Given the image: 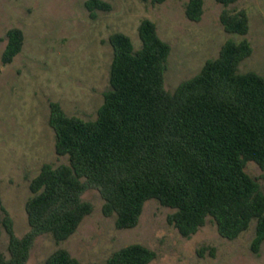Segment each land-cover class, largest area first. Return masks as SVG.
I'll return each instance as SVG.
<instances>
[{
  "label": "trees",
  "instance_id": "obj_1",
  "mask_svg": "<svg viewBox=\"0 0 264 264\" xmlns=\"http://www.w3.org/2000/svg\"><path fill=\"white\" fill-rule=\"evenodd\" d=\"M215 1L228 6L237 0ZM84 6L92 18L97 10L111 9L104 0H85ZM184 14L199 21L203 0H187ZM219 21L226 32H248L242 9H224ZM138 35V49L122 32L108 36L113 50L109 88L94 120L69 116L58 102H49L54 151L68 162L43 163L30 180L24 205L28 230L20 237L0 194V234L2 227L9 254L0 252V264H27L40 235L49 233L58 243L73 234L92 211L82 199L87 189L99 192L102 213L115 215L117 229L136 226L149 199L175 209L167 220L184 237L209 218L221 237L233 240L255 220L250 248L258 252L264 240V191L245 165L264 166V78L254 71L238 72L239 63L252 53L249 41L227 39L215 58L170 92L164 87L169 43L147 18L140 21ZM4 37L0 69L21 51L24 39L18 27L7 29ZM155 257L154 250L131 243L97 264H148ZM44 264L79 262L57 248Z\"/></svg>",
  "mask_w": 264,
  "mask_h": 264
},
{
  "label": "rangeland",
  "instance_id": "obj_2",
  "mask_svg": "<svg viewBox=\"0 0 264 264\" xmlns=\"http://www.w3.org/2000/svg\"><path fill=\"white\" fill-rule=\"evenodd\" d=\"M104 1L111 9L97 10L92 18L85 0H0V55L7 29L18 27L24 36L21 51L0 69V194L18 237L28 230L24 205L31 195L30 180L43 163L68 162L54 151L49 102H58L69 116L96 118L103 92L109 88L113 50L107 38L111 33L128 35L138 49L140 21H153L158 36L171 47L164 72V87L170 92L195 75L207 59L215 58L227 39L245 38L252 47L238 72L254 71L264 78V0H237L228 6L203 0V14L197 22L184 14L187 0ZM224 9L246 12L245 35L223 29L219 15ZM245 171L264 191V166L247 161ZM82 199L93 207L75 232L58 243L49 233L38 236L27 264H44L57 248L66 249L79 264H97L131 243L156 252L148 264H264V240L257 253L250 248L255 220L233 240L221 237L209 218L184 237L167 220L175 209L149 199L136 226L117 229L115 215H103V199L96 189H87ZM7 243L8 235L1 227L0 252L6 257Z\"/></svg>",
  "mask_w": 264,
  "mask_h": 264
}]
</instances>
